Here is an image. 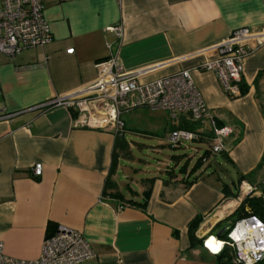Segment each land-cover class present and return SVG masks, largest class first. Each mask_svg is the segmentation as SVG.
<instances>
[{
	"label": "crops",
	"instance_id": "obj_1",
	"mask_svg": "<svg viewBox=\"0 0 264 264\" xmlns=\"http://www.w3.org/2000/svg\"><path fill=\"white\" fill-rule=\"evenodd\" d=\"M43 8L52 40L14 57L0 53V241L5 254L36 259L46 235L64 225L80 231L94 252L80 264H218L226 246L214 253L203 239L234 224L240 183L254 186L250 196L264 200V45L244 59L233 96L214 73L196 67L213 58L209 49L234 29H264V0H44ZM117 24L120 37L108 30ZM112 56L125 71L140 73L141 81L190 69L216 125L232 131L223 140L224 150L211 153L208 124L194 122L201 137L194 146H179L199 151V157L206 152L198 168L179 172L187 156L177 154L168 161L176 168L165 164L128 182L133 171L120 164L119 155L110 177L115 186L106 192L117 191L123 200L104 193L115 137L74 128L66 107L46 103L91 82L95 63ZM140 109L147 108L123 115L125 132L130 130L126 120ZM161 111L168 127L165 139L190 121L183 115L171 121ZM35 163L42 164L40 178L32 176ZM120 173L126 182L119 180ZM147 178H153L150 185ZM146 186L144 209L126 202L141 201ZM244 211L250 214L247 205ZM198 216L202 222L191 245L188 223Z\"/></svg>",
	"mask_w": 264,
	"mask_h": 264
},
{
	"label": "built area",
	"instance_id": "obj_2",
	"mask_svg": "<svg viewBox=\"0 0 264 264\" xmlns=\"http://www.w3.org/2000/svg\"><path fill=\"white\" fill-rule=\"evenodd\" d=\"M244 1V0H240ZM44 0H2L0 5V53L14 57L24 49L42 48L52 40L49 25L43 14ZM108 30L121 36V25ZM264 45V29L254 32L247 27L234 29L220 44L212 47L215 56L198 64L197 70L212 72L220 80L228 95L238 93V83L246 56ZM96 77L72 91L51 99L46 105H62L72 113V126L111 133L120 137L125 132L123 115L137 108L167 112L171 121L180 115L200 124L207 123L211 132V153L224 150L223 140L232 131L216 125L203 102L190 69L148 81L140 80V73L125 71L114 56L95 63ZM198 130L174 128L167 135L171 146L192 143L201 137ZM205 159V158H204ZM203 159V160H204ZM32 176H42V164L35 163ZM255 187L242 181L236 201L251 195ZM225 238L208 235L232 250V264H256L264 260V221L254 215L245 216L229 227ZM211 251V250H210ZM213 252V251H212ZM94 256L84 235L70 227L59 225L45 237L41 253L36 259L26 260L5 254L0 241V264H80Z\"/></svg>",
	"mask_w": 264,
	"mask_h": 264
},
{
	"label": "rangeland",
	"instance_id": "obj_3",
	"mask_svg": "<svg viewBox=\"0 0 264 264\" xmlns=\"http://www.w3.org/2000/svg\"><path fill=\"white\" fill-rule=\"evenodd\" d=\"M165 119L166 117L161 110L147 108L138 110L135 116L126 120L130 130L125 132L127 147L125 154H121L123 158L120 164L126 167L128 171H133L128 182H131V178L145 177L154 172H159L165 167V164L171 168H176L173 160L168 163L173 155L185 153L187 159L183 158L180 162L183 165L187 160V167L189 168L199 158V151L196 152L186 146H171L167 142L165 134L168 132V127H165ZM196 143L192 142L191 146ZM185 144L188 145V143ZM154 146L158 149L157 151L153 150ZM119 180L126 182L121 173ZM130 185L134 190L138 188L133 184ZM122 191H126L125 187L122 188Z\"/></svg>",
	"mask_w": 264,
	"mask_h": 264
},
{
	"label": "trees",
	"instance_id": "obj_4",
	"mask_svg": "<svg viewBox=\"0 0 264 264\" xmlns=\"http://www.w3.org/2000/svg\"><path fill=\"white\" fill-rule=\"evenodd\" d=\"M245 88H242V93L245 92ZM184 129H188V130H196V124L193 121H188L186 123L185 127H182ZM127 147V142L124 140L123 136L120 137H115V142H114V151L112 153V162L110 165V170H109V174L108 177L106 179L105 182V189H104V193L108 194L111 197L123 200V196L121 193L117 192V191H110L109 193L106 192V190H112L113 187L115 186V183L113 180H111V175L114 173L115 168H116V164H117V159L119 157V155L121 154H125V150ZM206 156V152L200 156L197 160L196 163L194 164V166L191 168V172L194 171L196 168L199 167V165H201L202 160L205 158ZM186 166L187 163H184L183 165H181L178 169L179 172L184 173L186 170ZM170 173V171H168ZM194 180V179H193ZM193 180L189 181V183H191ZM153 181V178H147L144 179V182H147L149 185L150 183ZM149 193H150V188L149 186H146L145 189L142 191V200L141 201H133L132 199H127V203L130 205H134L137 206L141 209L145 208L146 205V201L149 197ZM247 205L250 208V214L246 213L244 211V206ZM249 215H254L257 218H259L261 221H264V200H262V196H246L245 198L242 199V201L240 202L239 206L237 207V209L233 212L232 214V221L236 222L239 219L245 217V216H249ZM202 222L201 217H195L194 219H192L189 223H188V237L190 240L191 245H194L196 240L195 237V232L197 230V228L199 227L200 223ZM233 223H231L230 226L231 227ZM51 234H47V236H49ZM222 238H225L226 235L222 234L220 235ZM231 256H232V250L229 247H225L218 255V264H232L231 261Z\"/></svg>",
	"mask_w": 264,
	"mask_h": 264
},
{
	"label": "bare ground",
	"instance_id": "obj_5",
	"mask_svg": "<svg viewBox=\"0 0 264 264\" xmlns=\"http://www.w3.org/2000/svg\"><path fill=\"white\" fill-rule=\"evenodd\" d=\"M227 205H233V201L227 203ZM207 246L210 248L211 251L216 252L219 249L220 244L217 243L215 239L211 238L207 241Z\"/></svg>",
	"mask_w": 264,
	"mask_h": 264
},
{
	"label": "water",
	"instance_id": "obj_6",
	"mask_svg": "<svg viewBox=\"0 0 264 264\" xmlns=\"http://www.w3.org/2000/svg\"><path fill=\"white\" fill-rule=\"evenodd\" d=\"M229 227L228 226H224L222 227L216 234V236H220L222 234H225L228 231Z\"/></svg>",
	"mask_w": 264,
	"mask_h": 264
}]
</instances>
